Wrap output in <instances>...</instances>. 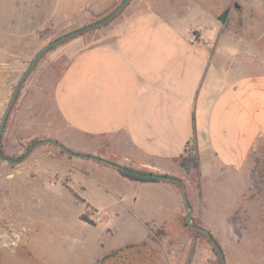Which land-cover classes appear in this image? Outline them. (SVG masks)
Wrapping results in <instances>:
<instances>
[{
  "label": "crops",
  "instance_id": "0c3cea01",
  "mask_svg": "<svg viewBox=\"0 0 264 264\" xmlns=\"http://www.w3.org/2000/svg\"><path fill=\"white\" fill-rule=\"evenodd\" d=\"M117 1L0 0L1 44L45 45L58 30L73 27L75 20L103 15ZM165 1L133 0L100 44L68 53L70 62L54 87L55 106L70 130L71 140L61 143L76 153H92L75 141L84 137L117 154L122 165L169 174L171 165L183 170L181 157L195 136L201 175L227 179L229 174L248 170L252 153L264 146V74L234 71L223 44H213L207 34H198L197 42L191 44L190 32L201 28L200 7L182 12ZM6 138L9 147L13 137ZM46 145L36 146L28 162L12 169L0 167V177L10 183L0 191L9 224L5 235L9 241L3 250L26 264L49 263L18 252L28 244L27 237L14 227L21 213H15L9 202L20 203L27 193L23 183L41 178L51 185L61 184L77 201L85 198L90 177L88 167ZM96 165L98 184L105 192L115 193L106 183L109 177L115 178L113 169ZM115 172L140 190L173 191L180 197V189L172 183L132 182ZM71 175L81 176L77 187L64 182ZM117 198L120 203L110 207L111 213H141L133 210L125 196ZM133 201L138 203V198ZM167 201L154 203L147 213H170ZM98 209L103 213L106 208ZM22 229L32 232L29 227ZM13 235L20 239L14 248ZM0 264L7 262L0 257ZM240 264L264 262L243 257Z\"/></svg>",
  "mask_w": 264,
  "mask_h": 264
},
{
  "label": "rangeland",
  "instance_id": "374dc122",
  "mask_svg": "<svg viewBox=\"0 0 264 264\" xmlns=\"http://www.w3.org/2000/svg\"><path fill=\"white\" fill-rule=\"evenodd\" d=\"M169 1L183 9L182 12L188 7H200L201 28L199 32L195 30L197 37L198 34H207L213 44L222 43L234 71L264 74V0ZM124 2L118 0L103 15L75 20L73 27L58 30L45 45H3L0 40V122L15 86L42 48L65 34L104 19ZM122 13L108 25L58 45L39 60L25 81L9 116L5 140L4 135L2 139L3 150L8 157L19 160L31 153L26 160L28 162L33 159V149L37 145L28 151L33 141L54 139L63 143L71 140L68 138L70 130L55 106V84L70 62L68 53L100 44L101 37L108 34ZM74 43H80V46H73ZM9 135L13 140L9 141L7 147L6 137ZM75 141L79 146L91 149L92 153L86 155L108 158L105 160L126 169L152 173L131 164H120L118 155L99 146L98 142L80 136ZM45 147L55 150L69 161L88 167L90 177L86 199L79 197L77 201L69 190L61 184L51 185L48 179L23 183L27 193L19 199L20 203L11 200L9 205L12 204V207H9L15 213H21L14 227L21 237H27L28 244L18 248V252L25 257L49 264H222L212 242L197 236L196 232L202 231L194 228L197 227L213 235L223 250L225 264H240L243 257L264 262V146L252 153L248 170L229 174L227 179L203 177L199 168L186 171L171 165L168 173L177 176L186 188L192 208L191 224L187 223L189 209L182 187L176 185L180 189V197L173 191L140 190L112 168L116 179L109 177L106 183L115 193L105 192L97 181L100 178L98 168L93 170L96 164L95 167H104L102 163L83 158L70 159L69 155L53 145ZM192 148L191 145L190 151ZM21 149L24 151L21 152ZM3 165L7 169L13 168L12 164L0 160V167ZM78 179L81 176L75 175L73 178L71 175L64 182L67 185L74 183L77 187ZM9 184L0 177L1 193ZM120 195L130 201L134 211L141 213H111L110 207L115 202L120 203L117 198ZM135 198H138V203H134ZM163 199H169L170 213H147L154 203ZM18 205L22 206L21 210ZM118 207L123 206L120 204ZM98 208L106 209L102 213ZM6 209L0 195V257L7 264H26L20 257L3 250L7 248L5 242L9 241L5 237L9 227L4 215L8 213ZM23 226L31 228L32 232L25 233ZM13 239L10 242L14 248L17 244L13 243L20 239L16 235H13Z\"/></svg>",
  "mask_w": 264,
  "mask_h": 264
},
{
  "label": "water",
  "instance_id": "95a60500",
  "mask_svg": "<svg viewBox=\"0 0 264 264\" xmlns=\"http://www.w3.org/2000/svg\"><path fill=\"white\" fill-rule=\"evenodd\" d=\"M133 0H125V2L120 5L117 10L112 14L110 15L109 17H107L106 19H104L103 21L101 22H98V23H95V24H91V25H88L82 29H78V30H75L73 32H70L68 34H65L63 35L62 37L58 38V39H55L53 40L52 42H50L49 44H47L44 48H42L36 55L35 57L30 61L26 71L24 72V74L22 75L21 79L19 80V82L17 83V85L15 86L14 90H13V94L10 98V101L7 105V108L1 118V122H0V160L4 161V162H7L9 164H12V165H16L18 163H21L23 162L24 160L28 159L31 155V153H29L22 161L20 162H15L11 159H7L3 156L2 154V151H1V142H2V138H3V134H4V130H5V126H6V123H7V120L13 110V107L15 106V103L18 99V96H19V93L22 89V86L24 85L25 81L27 80V78L29 77V75L31 74V72L33 71V69L35 68V66L37 65V63L39 62V60L48 52L50 51L51 49L57 47L58 45L70 40V39H73L75 37H78L79 35H82V34H85V33H89L91 31H94V30H97V29H100L106 25H108L109 23H111L117 15H119L120 13H122L129 5L130 3L132 2ZM55 145L57 147H59L64 153H66L67 155H69L70 157H75V158H83V159H90V160H95V161H98V162H101V163H104V164H108V165H111L119 170H122V171H125V172H128V173H132V174H137L139 176H143V177H153V178H160V179H167V178H164V177H160V176H156L154 174H150V175H140L134 171H131L129 169H126L122 166H119L117 164H114V163H111L105 159H100L98 157H95V156H92V155H86V154H80V153H76V152H73L72 150H70L69 148H67L64 144H62L61 142H59L58 140H54V139H46V140H43V141H40L37 143L36 146H40V145ZM177 182H179L181 185H182V192H183V197H184V201H185V204L187 206V208L189 209V215L187 217V223L188 224H191L192 221H193V217H192V208L190 206V203H189V200H188V197H187V193H186V188L184 186V184L179 180L177 179L176 180ZM195 229H198V230H202L203 232H205L208 237L211 239V242L213 244V246L215 247V249L218 251V253L222 256V264H225V258H224V253H223V250L221 249V247L218 245L217 241L214 239L213 235L207 231V230H204V229H201V228H197V227H194Z\"/></svg>",
  "mask_w": 264,
  "mask_h": 264
},
{
  "label": "trees",
  "instance_id": "16d2710c",
  "mask_svg": "<svg viewBox=\"0 0 264 264\" xmlns=\"http://www.w3.org/2000/svg\"><path fill=\"white\" fill-rule=\"evenodd\" d=\"M113 12L111 14H109L107 17H109L110 15H112ZM107 17H105L104 19H106ZM104 19L98 21V22H101L103 21ZM96 22V23H98ZM24 86V85H23ZM22 86V88H23ZM21 92V91H20ZM20 94V93H19ZM9 120V118H8ZM8 120H7V123H8ZM7 123H6V126H5V130H6V127H7ZM4 130V132H5ZM4 135V134H3ZM3 139V138H2ZM46 140V139H45ZM40 141H43V140H36V141H33L32 144L30 145V147L28 148V151L31 150L32 148L31 147H34V145H36L38 142ZM60 142V141H59ZM193 146L192 150L190 151L189 147L190 146ZM55 146V145H53ZM56 148L60 149L59 147L55 146ZM61 150V149H60ZM1 151H2V154L5 158L7 159H11L13 161H16V162H20L22 161L25 157H22L21 159L19 160H15L13 158H10L6 155V153L4 152L3 150V145H2V142H1ZM62 153H64L62 150H61ZM186 153H189L187 157H181V167L183 169H185L186 171H190L191 168H199L200 166V159H199V154L197 152V146H196V137L194 136L193 139L188 143L187 147H186ZM191 153H194L193 155H191ZM111 162V161H109ZM101 163V162H100ZM113 163V162H111ZM102 165L104 166H107V167H111L113 169H115L122 177L132 181V182H145V183H157V182H169V183H172V184H175L179 187H182V185L177 182L176 180L178 179L177 177H174V176H171L169 174H155V173H149V172H144V171H140V170H134V169H130L131 171H134L138 174H141V175H150V174H154L156 176H160V177H164V178H167V179H160V178H153V177H143V176H139L137 174H132V173H128V172H125V171H122V170H119L115 167H112L111 165H108V164H104L102 163ZM197 236L199 237H205L207 239H209L211 241V239L208 237V235L203 232V231H197L196 232ZM215 248V247H214ZM222 249V248H221ZM216 250V249H215ZM217 254H218V258L220 260V263H222V256L218 253V251L216 250Z\"/></svg>",
  "mask_w": 264,
  "mask_h": 264
},
{
  "label": "built area",
  "instance_id": "2783aa9c",
  "mask_svg": "<svg viewBox=\"0 0 264 264\" xmlns=\"http://www.w3.org/2000/svg\"><path fill=\"white\" fill-rule=\"evenodd\" d=\"M198 40V37H197V34L195 31H191L190 34H189V42L191 44H195Z\"/></svg>",
  "mask_w": 264,
  "mask_h": 264
}]
</instances>
